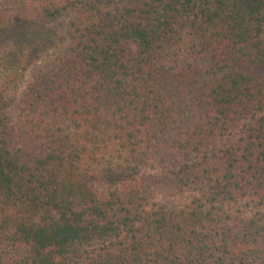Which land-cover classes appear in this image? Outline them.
<instances>
[{"label": "trees", "instance_id": "obj_1", "mask_svg": "<svg viewBox=\"0 0 264 264\" xmlns=\"http://www.w3.org/2000/svg\"><path fill=\"white\" fill-rule=\"evenodd\" d=\"M6 43L0 264H264V0H0Z\"/></svg>", "mask_w": 264, "mask_h": 264}, {"label": "rangeland", "instance_id": "obj_2", "mask_svg": "<svg viewBox=\"0 0 264 264\" xmlns=\"http://www.w3.org/2000/svg\"><path fill=\"white\" fill-rule=\"evenodd\" d=\"M58 28H60L59 25H54L53 27L48 29V33L53 34L55 36L56 40L58 39V37H57V34L55 33V31L58 30ZM13 48H14V46L11 43H6L3 47L0 48V55L5 53V52L11 51Z\"/></svg>", "mask_w": 264, "mask_h": 264}]
</instances>
